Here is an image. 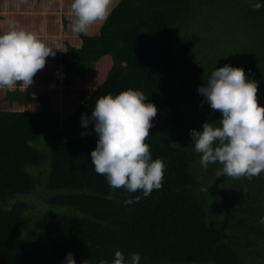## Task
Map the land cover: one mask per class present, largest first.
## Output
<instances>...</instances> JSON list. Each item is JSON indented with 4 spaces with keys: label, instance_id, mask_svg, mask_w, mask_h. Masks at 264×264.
Wrapping results in <instances>:
<instances>
[{
    "label": "trees",
    "instance_id": "trees-1",
    "mask_svg": "<svg viewBox=\"0 0 264 264\" xmlns=\"http://www.w3.org/2000/svg\"><path fill=\"white\" fill-rule=\"evenodd\" d=\"M226 14L238 18L242 42L219 56L201 35L213 27L209 20ZM95 25L67 47L63 69L70 80L78 75L90 86L93 72L103 84L62 113L58 106L0 111V264H65L68 253L76 264H111L116 250L126 258L139 253V264H264V171L217 177L222 165L203 168L188 138L190 128L222 118L198 92L216 68L242 67L246 79L250 69L264 106V7L255 10L248 0H113L107 20ZM129 88L158 108L146 143L167 167L162 188L147 197L113 189L95 171L98 134L92 124L81 126L100 97ZM27 96L26 106L39 101ZM36 173L48 176L34 193ZM48 191L53 195L36 210L65 212L36 215L27 203L6 204L13 195ZM136 196L139 202L124 203Z\"/></svg>",
    "mask_w": 264,
    "mask_h": 264
},
{
    "label": "clouds",
    "instance_id": "clouds-1",
    "mask_svg": "<svg viewBox=\"0 0 264 264\" xmlns=\"http://www.w3.org/2000/svg\"><path fill=\"white\" fill-rule=\"evenodd\" d=\"M112 3L113 0H72L73 33L86 34L93 24L106 21ZM248 3L255 10L264 7V0H248ZM7 28L0 34V88L12 89L18 82L29 88L34 75L45 67L46 58L54 57L60 45L57 43L53 50L36 33L18 26L15 21H8ZM248 71L246 79L244 68L226 64L212 71L198 87L204 98L202 103L219 110L222 118L203 123L202 131L191 129V144L201 154L203 168L207 169L210 163L222 165L216 170L217 177L251 178L264 171V106L257 100L259 82ZM88 77L90 86L81 82L70 88L73 97L67 109L85 100L81 98L84 90L92 91L104 82L93 72ZM146 101L143 91L129 88L100 97L90 116L81 115V126L87 128L92 124L98 134L97 145L91 152L95 171L106 177L111 188L123 187L133 193L142 190L145 197L154 189L162 188L167 167L162 158H152L150 145L146 143L158 112L154 103ZM140 199L136 196L125 199L124 203L130 205ZM260 223L264 224V217ZM140 260L139 253H130L126 258L116 250L111 264H139ZM65 264H76L72 253L67 254ZM99 264L110 262L102 259Z\"/></svg>",
    "mask_w": 264,
    "mask_h": 264
},
{
    "label": "crops",
    "instance_id": "crops-1",
    "mask_svg": "<svg viewBox=\"0 0 264 264\" xmlns=\"http://www.w3.org/2000/svg\"><path fill=\"white\" fill-rule=\"evenodd\" d=\"M27 2L21 4H17L14 0H0V7L3 9L7 7L11 12H22L25 13L26 16H33L37 14L38 11L44 8L45 5L37 4V0H26ZM39 2V0H38ZM71 2L72 0H54L52 3V9L55 12H58V27L57 32H64L66 34V39L68 40V44L66 45V50L64 51L65 39L56 36L55 31L48 35V37H42L39 35L40 27H33L28 31H32L36 33L39 37H42L43 41L51 47L53 50H56V45L59 43L60 48L56 51V55L49 56L46 58L45 67L39 70L33 77V84L28 88L23 86L21 83H17V86L12 89L0 88V107L2 108H11V109H37L41 110L46 107L56 108L58 105L63 103L64 97H70L72 99L73 94H70V88H73L78 85L76 79L70 80L68 78V73L64 74V62H63V54L68 50V46L72 42H76L75 39L78 37L76 33H73L71 30V23L75 19L74 13L71 10ZM46 3V2H44ZM1 13V12H0ZM0 14V34L6 32L7 22L12 21V14ZM55 18L56 15H55ZM63 18H65L63 20ZM19 26V25H18ZM95 24L90 26L91 29L95 28ZM56 27V26H55ZM64 29H69L65 32ZM75 82L74 84H72ZM27 93L30 94L31 98L38 99L37 104H30L26 106L23 103L28 96ZM75 96V95H74ZM22 101L24 105L18 104L17 100ZM48 99V103L46 100ZM56 103V105H55ZM55 105V106H54ZM12 111V110H11Z\"/></svg>",
    "mask_w": 264,
    "mask_h": 264
},
{
    "label": "rangeland",
    "instance_id": "rangeland-1",
    "mask_svg": "<svg viewBox=\"0 0 264 264\" xmlns=\"http://www.w3.org/2000/svg\"><path fill=\"white\" fill-rule=\"evenodd\" d=\"M14 1L17 4H22V3L27 2L26 0H14ZM53 1L54 0H39V2H38V0H37V4L38 3L42 4V5L46 4V6H44V8H42V9H40L38 11V13L34 14L33 16H26L25 13L16 12V10H15V12H11V10H9L7 7H4L3 9L0 7V12H1L0 14L7 13V14H9L7 16H10L12 14V18H11L12 21H15L20 27H22L26 30H30L33 27H40L39 35L42 37H48L50 32L54 33V31H55L56 36H53V37H59V38L67 40L66 34L64 32L61 31V33H59L56 30L57 27L59 26L58 25V12L56 13L55 10L52 9ZM44 2H46V3H44ZM55 15L57 18H55ZM64 19L65 18H63V20ZM209 22L211 23V25H213V27L211 28V30H206V33L204 32L201 35V38L212 41L215 45V49L217 50L219 56H221L223 54L232 55L234 52H236L237 51L236 46L242 42L241 33H239L238 31H236L234 29V26L239 24L238 18L226 14V15H220L219 18L214 23L211 22L210 20H209ZM195 29H200V26H196ZM42 37H40V38L43 39ZM190 37L195 42H197L198 38H200V36H197L195 33H191ZM208 43H209V41H208ZM209 46H210V44H209ZM63 50L64 51L66 50V45L64 46ZM196 50H194V52H196ZM201 50H205V49H200V50L198 49L197 52H199ZM206 51H208V50H206ZM75 79L78 82V84L81 82H85L82 78H79L78 75L76 76ZM74 83L75 82H73L72 84H74ZM2 94L3 93H0V95H2ZM69 99H70V97H64L63 103L61 105H58V108L60 111H62L68 107ZM55 105H56V103H55ZM56 108H53V109L56 110ZM7 110H13V109L0 107V111H7ZM35 110H37V109H35ZM212 122H214L213 119H211L209 123H212ZM203 123H205V122H203ZM202 126L203 125L192 127V128H190V130L196 129L197 131H202ZM190 130L188 133V138H189V140H192V137L190 135ZM49 148H50L49 145H45L44 150H43L44 156L48 155ZM44 166L49 168V160L48 159H46ZM34 176L38 182L36 189L33 191L35 193V191L40 188L41 184L46 185L48 175H46V177L44 179L39 173L38 174L36 173ZM34 193L13 195L8 200V202L6 204H9L12 201L27 203L28 205L31 206V210L33 212H35L36 215H39L40 212H42V211L49 212V211L61 210V211L65 212L67 210L65 208L47 205V207L45 209L37 211L36 208L38 207L39 200L42 198L48 197L49 194L53 195V193L49 192V193H46L44 195H36L34 197H31ZM2 206L5 207V205H2ZM69 211H70V209H69Z\"/></svg>",
    "mask_w": 264,
    "mask_h": 264
}]
</instances>
